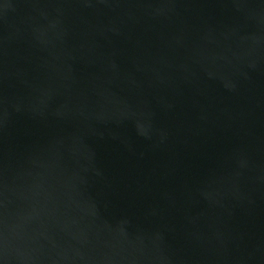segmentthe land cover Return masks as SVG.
Wrapping results in <instances>:
<instances>
[{
	"label": "water",
	"instance_id": "water-1",
	"mask_svg": "<svg viewBox=\"0 0 264 264\" xmlns=\"http://www.w3.org/2000/svg\"><path fill=\"white\" fill-rule=\"evenodd\" d=\"M0 264H264V0H0Z\"/></svg>",
	"mask_w": 264,
	"mask_h": 264
}]
</instances>
